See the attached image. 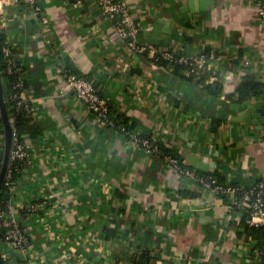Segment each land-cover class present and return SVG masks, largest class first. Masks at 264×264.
<instances>
[{
	"label": "crops",
	"instance_id": "crops-1",
	"mask_svg": "<svg viewBox=\"0 0 264 264\" xmlns=\"http://www.w3.org/2000/svg\"><path fill=\"white\" fill-rule=\"evenodd\" d=\"M122 1L140 41L199 60L206 54L203 67L176 71L133 52L94 0H0V29L24 72L21 96L43 126L27 140L29 162L9 202L30 244L2 243L4 259L135 264L134 254L148 250L151 264L258 263L233 194L179 176L94 115L63 76L71 66L96 81L141 134L193 166L182 156L189 149L206 167L193 166L198 172L250 186L264 175V124L244 118L248 107H264V91L239 103L238 89L248 75L264 83V23L254 1Z\"/></svg>",
	"mask_w": 264,
	"mask_h": 264
},
{
	"label": "built area",
	"instance_id": "built-area-1",
	"mask_svg": "<svg viewBox=\"0 0 264 264\" xmlns=\"http://www.w3.org/2000/svg\"><path fill=\"white\" fill-rule=\"evenodd\" d=\"M33 4L36 0H30ZM254 5L258 10L259 17L264 23V0H253ZM99 5L100 10L105 16L111 20L120 36L126 42V45L135 53L146 57L152 61L167 62V66L175 64H185L191 69H201L206 54H202V59L195 56L183 55L174 51H166L155 48L146 42L139 40L140 27L132 15V11L128 4L122 0H94ZM5 56L11 55L10 46L3 48ZM213 56V53L210 54ZM11 67L13 61L10 62ZM63 76L67 82V87L73 90L77 98L100 120L106 124L115 127L114 121L109 118V102L107 99L97 92L92 81L82 74L73 72L71 69L64 68ZM134 144L147 150L154 155L160 156L170 168L179 176L184 178H193L203 188L211 189L217 192H227L235 194L239 191V187L225 188L218 184L217 179L212 175L200 174L195 168L188 167L184 159H179L171 154L161 153L159 142L152 138L142 136L140 131L126 133L125 135ZM4 140V136H3ZM4 143V142H3ZM3 146V145H2ZM29 162L28 145L20 142L18 137L13 138V148L11 153V162H15L13 167L8 168L7 178L11 179L15 173L23 171L17 162ZM10 166V165H9ZM238 205L248 208L249 217L247 222L252 226H264V175H262L255 183L245 188L241 200L236 202ZM33 209V208H32ZM4 230L5 235L2 243L9 244L17 248H27L30 244V239L25 229L16 222L13 217L10 207L0 210V231ZM260 259L257 264H264V253L259 252ZM189 264H202L191 260Z\"/></svg>",
	"mask_w": 264,
	"mask_h": 264
},
{
	"label": "trees",
	"instance_id": "trees-1",
	"mask_svg": "<svg viewBox=\"0 0 264 264\" xmlns=\"http://www.w3.org/2000/svg\"><path fill=\"white\" fill-rule=\"evenodd\" d=\"M8 45H9V42L7 39V35L3 30L0 29V76H1L2 85H3V92H4V98L6 101L8 117L14 129V136L18 137L20 142L27 144V140L36 139L39 137V135H41V133L43 132V126L35 120L33 107L30 104V102L21 96L22 91L24 90V87L26 86L23 80V73H24L23 68L21 67L19 62L15 60V57L12 53L9 57L5 56L3 52V48ZM11 61H13L12 67L10 64ZM152 62L162 67H165L168 65V63L164 61L163 62L162 61H152ZM174 67L176 68V71H180L185 68L187 69L190 68V66L185 65V64H175ZM65 68L71 69L73 72L81 74L80 72L72 68L71 66H66ZM263 91H264V83L257 81L255 76L248 75L241 82L239 86L238 102L241 103V102L248 101L252 96H257V95L262 94ZM108 116L116 124L114 128L120 134L124 136L126 135V133L128 134L131 132L138 131L137 126L134 123H132L122 112H120L110 103H109V115ZM216 124L219 125V122H216ZM141 135L144 137L146 136L147 138H151L144 134H141ZM3 136H4V122L1 117V111H0V146H2L4 142ZM158 144H159V147H160V150L163 156L165 154H171L181 160L183 159L180 154L172 151L169 148H166L160 143ZM14 163L15 162H12L9 168L13 167ZM17 164H19V166L22 169H24L27 166V163L23 161L17 162ZM188 167L194 168L193 166H190V165H188ZM0 169H1V163H0ZM199 173L214 176L217 179L218 184L223 185L226 189L229 187H239V191L233 195L235 196V206L234 207H237L243 214V218H242L243 230L241 231V234H243V236L247 238V241L251 242L254 249H256L259 252L263 251L264 253V226L250 225L247 222V219L249 217L248 208L240 206L236 203L237 201L241 200V197L243 193L245 192V188H247V186H243L240 184L224 183L222 177L217 173H213V172H209V173L199 172ZM7 174L8 173H6L4 182L0 187V210L7 209L9 207L11 190L13 186H15V184L21 178L22 173L21 172L15 173L11 179L7 178ZM214 192H217V191H214ZM217 193H227V192L221 191ZM4 235H5L4 230L0 231V245L2 244ZM133 261L135 264H151L152 263L151 253L148 250H145L141 254H134ZM7 263H8L7 260L4 259L0 251V264H7Z\"/></svg>",
	"mask_w": 264,
	"mask_h": 264
},
{
	"label": "water",
	"instance_id": "water-1",
	"mask_svg": "<svg viewBox=\"0 0 264 264\" xmlns=\"http://www.w3.org/2000/svg\"><path fill=\"white\" fill-rule=\"evenodd\" d=\"M96 5L99 7L97 3ZM203 9H206V7H204ZM101 13L102 15L105 16V14L102 11ZM149 41L151 43H154V41L152 40H149ZM92 83L96 87L97 92L100 93L101 88L100 86H98V83L96 81H92ZM0 111H1V117L4 122V143H3V146L0 147V162H1L0 187H1V185L4 182L10 162H11V153H12L13 138H14V129L8 117L1 76H0ZM254 112H257V113L259 112L260 114H257V113L253 114ZM245 114H248V116H245L244 118L246 122L252 121V123L257 124V125L264 124V107L255 108L253 106H250L246 110ZM182 156L193 166L205 167L204 164L200 160H198V158L195 155L191 154L189 149H185L182 152Z\"/></svg>",
	"mask_w": 264,
	"mask_h": 264
}]
</instances>
